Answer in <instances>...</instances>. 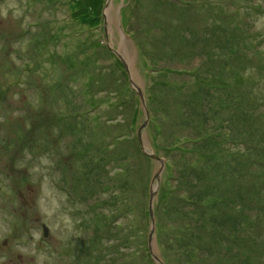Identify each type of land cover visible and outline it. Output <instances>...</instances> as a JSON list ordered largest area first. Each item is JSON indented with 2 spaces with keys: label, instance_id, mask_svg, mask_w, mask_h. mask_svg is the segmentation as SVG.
Wrapping results in <instances>:
<instances>
[{
  "label": "rangeland",
  "instance_id": "rangeland-1",
  "mask_svg": "<svg viewBox=\"0 0 264 264\" xmlns=\"http://www.w3.org/2000/svg\"><path fill=\"white\" fill-rule=\"evenodd\" d=\"M149 234L264 264V0H0V264H156Z\"/></svg>",
  "mask_w": 264,
  "mask_h": 264
},
{
  "label": "water",
  "instance_id": "water-1",
  "mask_svg": "<svg viewBox=\"0 0 264 264\" xmlns=\"http://www.w3.org/2000/svg\"><path fill=\"white\" fill-rule=\"evenodd\" d=\"M116 55H117V54H116ZM117 57H118V55H117ZM119 58H120V57H119ZM120 60H121V59H120ZM121 61H122V60H121ZM122 63H123V62H122ZM122 65L125 67L124 63H123ZM125 68H126V67H125ZM126 72H127V74H129L127 69H126ZM137 93H138V95H139V97H140V99H141V102H142L143 107L145 108V102H144V98H143V96H142L143 94L141 93L140 90H138ZM147 117H148V115H146V118H147ZM146 123H147V121H145V124L139 128V131H138V133H137V141H138V143L140 144L141 150H142V152H143L145 155H148V157H150V158H152V159H154L155 161H157V162L160 163V168H159L157 174L155 175V177L152 179V182H151V184H153L154 181H155V183H156L155 188H157L158 183H159V180H160V174H161V172H162V169H163L164 163H163V161H162V160H161V159H160V158H159L154 152H152L151 150H149V149H150L149 147H147L145 144L142 143L140 132H141V130L143 129V127L146 125ZM153 197H154V192H150L149 214H150V219H151V221H153L152 210H151V201H152ZM151 224H152V222H151ZM152 228H153V225H152ZM152 231H153V230H152ZM152 231H151V232H152ZM42 232H43V236H46L47 233H48V229H47L46 226H44V225H42ZM151 237H152V234H149V235H148V248H149V251H150V255H151V257L153 258V260H154V262H155L156 264H164V263H163V262H162L157 256H155V255L153 254V252H152V249H151Z\"/></svg>",
  "mask_w": 264,
  "mask_h": 264
},
{
  "label": "trees",
  "instance_id": "trees-1",
  "mask_svg": "<svg viewBox=\"0 0 264 264\" xmlns=\"http://www.w3.org/2000/svg\"><path fill=\"white\" fill-rule=\"evenodd\" d=\"M206 251H210L209 248L206 249V250H204L203 248H200L198 252H199V253H206ZM198 256H199V255H198ZM201 256H203V255H201Z\"/></svg>",
  "mask_w": 264,
  "mask_h": 264
},
{
  "label": "flooded vegetation",
  "instance_id": "flooded-vegetation-1",
  "mask_svg": "<svg viewBox=\"0 0 264 264\" xmlns=\"http://www.w3.org/2000/svg\"><path fill=\"white\" fill-rule=\"evenodd\" d=\"M0 243L2 244V241L0 240Z\"/></svg>",
  "mask_w": 264,
  "mask_h": 264
}]
</instances>
